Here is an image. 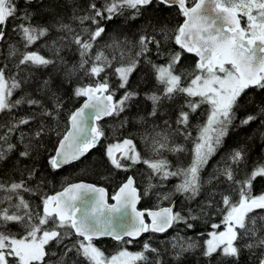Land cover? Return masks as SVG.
Instances as JSON below:
<instances>
[{"label": "snow or ice", "instance_id": "snow-or-ice-1", "mask_svg": "<svg viewBox=\"0 0 264 264\" xmlns=\"http://www.w3.org/2000/svg\"><path fill=\"white\" fill-rule=\"evenodd\" d=\"M23 2L24 11L18 15L15 0H0V42L7 43L5 28L13 18L21 21L12 31L20 36L25 49L53 29L63 35L52 41V57L37 51L19 53L15 45L8 44L7 59L17 55L19 58L13 65L16 75L7 62L0 63V165L13 153L34 162L37 156H44L52 171L81 160L107 139L100 121H115L139 95L128 85L141 64L153 70L155 81L161 86L145 94L152 104L148 115L157 117L165 101L183 97V103L171 109L175 118L165 119L163 129L158 130L153 121L151 136L142 135L149 145L147 157L137 151L131 138L106 145L105 155L112 170L127 173L138 164L146 165L148 182L143 191L134 176L128 175L111 195L114 203L109 202L104 187L71 183L55 194H42L41 204L33 205L24 193H36L28 183L37 175L35 163L27 169V178L22 173L19 181L0 180V264H167L162 256L168 247L163 252L153 247L149 240L154 236L143 242L140 251H130L127 246L145 233L162 234L178 225L194 229L201 220L209 228L199 234L204 237L202 241L177 233L166 242L176 264H181L185 253L196 250L203 257L202 264H264V186L258 192L255 189L258 180L264 181V163L257 162L249 170L246 152L237 149L224 158L223 167L217 166L206 181L202 179L209 160L232 128L259 121L264 139V98H257L264 96V0ZM34 3L43 6L52 22H31L34 13L29 9ZM69 7L70 20L79 25V31L72 23H65L58 11ZM172 8L183 17L175 26L149 15ZM120 17L125 24L136 27L134 38L113 37L111 43L101 46L109 23ZM69 44L79 54L76 64L69 65L60 54ZM185 54L197 58L190 69L181 65ZM153 56L164 63H156ZM50 66L63 67L62 84L78 72L89 81H81L73 88L72 99L82 106L70 110L65 121H61L65 101L50 79L38 89L50 100V106L28 93L12 99L28 83L26 78H17L20 72ZM106 69L113 71L108 73ZM110 75L118 81L114 86ZM120 90H124L123 94L117 98ZM23 105L28 106L29 112L17 117L13 110ZM204 105L205 120L195 126L197 135L193 136L191 117ZM249 107L253 111L246 112L236 124L238 111ZM140 122H146L145 117ZM127 123V119H122L118 125L113 124V133ZM25 126L29 131L23 130ZM180 136L193 145L191 159L187 165L173 168L163 153H185L183 144L175 142ZM52 137L56 140L49 147L47 141ZM172 178L180 182L166 192H154L158 201H168L169 206L160 207L157 203L153 208L138 209L142 199L153 190L164 188ZM205 184L214 186L205 189ZM177 195L183 197L185 205L201 195L204 200L197 206L199 211L188 207L185 214L183 208L174 210L173 197ZM213 208L220 217L218 222L211 219L208 211ZM13 224L19 232L12 231ZM101 238L116 242L113 253L106 254L96 246L95 241Z\"/></svg>", "mask_w": 264, "mask_h": 264}, {"label": "trees", "instance_id": "trees-1", "mask_svg": "<svg viewBox=\"0 0 264 264\" xmlns=\"http://www.w3.org/2000/svg\"><path fill=\"white\" fill-rule=\"evenodd\" d=\"M18 9V15L22 14L25 8L23 0H15ZM48 0H44V3H47ZM79 2H83V0H79ZM99 2V0H98ZM191 5V3L189 4ZM30 12L34 13L32 17L33 24H41L48 25L52 22V17L45 11H43V6L34 3L29 9ZM60 15L63 17V21L65 23H72L73 27L79 31V25L73 23L70 20L71 16V8H61L58 9ZM149 15L159 16L161 19L165 20L169 26H175L178 23H181L183 20L182 16L177 15V11L175 8L169 9L164 13L159 12H150ZM21 23V21L16 19H10L7 23V27L5 31L8 36L7 43L0 42V63L7 62L9 68L12 71L13 75H16V69L13 65L18 60L19 55L13 58L12 60L7 59V50L8 44H13L19 50V53L25 51H37L39 54L44 55L46 57H52V52L50 50V46L53 40H58V38L63 35V33L57 32L54 29L50 31L47 37L38 40L36 44L32 45L30 48L25 49L23 46V42L18 34L12 31L13 27L17 24ZM142 23V21H141ZM136 27L130 26L124 23L123 17L118 18L115 23H109L107 27V34L100 41L101 46L105 43H111L113 37H117L120 40H123L125 36L129 39H133V34L136 33ZM64 43H67L65 41ZM59 46V45H57ZM65 61L71 65L76 64L79 60V54L75 50V46L68 45L64 48V50L60 53ZM153 59L156 58L153 56ZM197 58L192 54H185V58L182 59L181 65L185 68L190 69L194 64ZM156 63L163 64V60H156ZM108 73H112L113 69H106ZM103 73L101 74V78H103ZM18 79H27L28 83L24 84L22 89L18 90L14 93L12 99H18L25 93L31 95L32 98H39L44 101V103L49 104L50 100L46 95L40 93L38 89L41 87L43 81L51 80L52 87L56 88L59 94L63 97L65 104L64 110L61 114V121H65L67 117V113L70 110L76 109L80 106L81 102L74 101L72 99V90L79 83H88V79L84 77L82 72H78L71 77L67 82L61 83L65 80V75L63 71V67L54 68L52 66L48 68H40V69H26L23 72H20L17 76ZM110 83L113 86L118 83L114 76L109 77ZM129 89H134L139 93L136 99L130 104V106L126 109L124 113L121 114L119 118L115 121L112 118H106L102 122L104 125L107 139L101 141V145H98L97 148L93 149L90 153H88L81 160L74 162L71 165H67L62 167L57 171H52L50 168L46 166V157L37 156L35 162L33 160L25 159L18 156V153H13L9 156V158L4 161L2 165H0V180H16L19 181L21 179V174H24V177L27 178V169L35 163V167L38 169L37 175L35 179L28 181L29 185L36 189V193L29 194L24 193L25 199L31 202L33 205L41 204V195L42 194H52L60 189H62L65 185L70 182L76 180H85L96 183L98 185L105 186L109 195L111 196L114 191L117 190L118 185L126 179L128 175H133L135 180L137 181L138 188L143 191L147 185L148 177L146 175L148 169L144 164H138L135 167L129 169L127 173L114 171L111 169L110 164L107 162V157L105 155L106 145L113 141H120L126 138L133 139V142L137 146V151L142 154V156L147 157L150 155L149 153V145L144 142L142 139V135H148L149 137L152 134V130L154 127L153 121H155V126H158V130L164 128V120L165 119H174L175 112L171 111L173 107H179L180 104L183 103V97H178L176 101H165L160 108V113L157 117H151L148 115L150 113L152 104L151 101L145 99L146 93H151L161 86L158 85L155 81V77L153 74V70L149 66H145L141 64V66L132 74L130 77V82L128 85ZM124 90H120L117 93V98H119L123 94ZM253 90H249L252 92ZM258 99L264 98V96H258ZM206 105L201 106L200 109L197 110V113L191 117V132L193 136L197 135L196 125L201 124L205 120L204 109H206ZM253 109L249 107L245 110H240L237 113V121L236 124L239 123V119L244 117L246 112H252ZM14 114L19 117L26 115L29 112V108L27 105H23L19 108L13 110ZM145 117L144 123L140 122V118ZM122 119H127L128 123L119 128L117 132L113 133L112 126L113 124H119V121ZM25 132L29 131L28 127L25 126L23 129ZM259 121H255L246 127H234L230 130L229 135L225 138L223 145L217 151V153L209 160L208 165L205 167L202 173V179L207 180L209 175L214 172L217 166L223 167L224 158L227 157L232 151L237 149H243L246 152L247 156V167L249 170L251 167L259 162L264 163V139H261V132ZM17 136L19 133L16 134ZM56 137H52L51 140H48L47 143L49 147H51L55 143ZM16 141V137H13V142ZM175 142L178 144H183V146L187 149L185 153L181 154H173L169 152L163 153V158H166L170 164L175 168L177 165H187L191 159V149L193 147L191 141H186L182 136L176 137ZM43 151V149L41 150ZM243 166V165H242ZM137 169L140 171L138 172ZM102 176H109V179H101ZM179 179L172 178L166 182L164 188L153 190V192L149 193V196L145 197L140 202V208H153L157 203L161 206L169 205L168 201H158L155 191L166 192L169 189H172L173 186L179 183ZM152 183H158V181L153 180ZM39 185V188H37ZM214 185L205 184V189L211 188ZM264 186V181L258 180L255 184V189L258 192L260 188ZM221 188L226 187V185H220ZM219 199V197H217ZM175 201L174 210L184 209L185 214L187 212V208L191 207L199 211L198 204L204 200V196L201 195L197 198L196 201L191 202L188 205H185L183 202V197L177 195L173 197ZM42 211V207L40 209ZM211 213V219L214 221H219L220 217L216 215L215 208L208 210ZM12 231L19 232L20 229L17 225L13 224L10 226ZM209 230L208 226L205 225L204 221L201 220L197 223V227L194 229H186L184 225H178L175 229H170L166 233H157L144 234L139 240L135 243L128 245V250L130 251H140L142 250V245L145 240H148L149 236H154V239L149 240V243L153 247H157L161 249L163 252L165 247H168V252L162 256V260L166 261L167 264H176V260L171 254L170 245H167V241H169L172 237L176 236L177 233L181 237H192L196 240L202 241L204 237L200 236L201 232H206ZM95 244L100 245L106 254H111L116 249V242L111 239H101L95 241ZM50 247L55 248V245H50ZM58 253L60 252L59 248L55 249ZM247 255V254H245ZM55 260L56 257H53ZM203 257L199 255V250H196L193 253H185L181 258V264H202Z\"/></svg>", "mask_w": 264, "mask_h": 264}, {"label": "water", "instance_id": "water-1", "mask_svg": "<svg viewBox=\"0 0 264 264\" xmlns=\"http://www.w3.org/2000/svg\"><path fill=\"white\" fill-rule=\"evenodd\" d=\"M189 6H192V5H189ZM192 55H193V54H192ZM81 106H82V103L80 104L79 107H81ZM79 107H78V108H79ZM105 119H106V118H105ZM102 121H103V120H102ZM102 121H100V122H102ZM92 150H93V149H92ZM92 150H91V151H92ZM91 151H90V152H91ZM90 152H89V153H90ZM87 154H88V153H87ZM87 154H86V155H87ZM86 155H85V156H86ZM117 155H119V153H117ZM85 156H84V157H85ZM82 158H83V157H82ZM82 158H81V159H82ZM63 167H65V166H63ZM134 179H135V178H134ZM71 183H90V184H94V185L99 186V187H104V188L108 191V189H107L105 186L98 185V184L93 183V182H90V181L76 180V181H73V182L68 183L67 185H70ZM67 185H66V186H67ZM64 187H65V186H64ZM61 190H62V189H60V190H58V191H56V192H59V191H61ZM117 190H118V189H117ZM56 192H54V193H52V194H55ZM108 193H109V191H108ZM110 197H111V196L109 195V202H110V203H114L113 201H111ZM167 206H169V205H164V206H161V207H167ZM138 209H142V208H140V204L138 205ZM143 209H145V208H143ZM169 230H170V229H169ZM145 234H146V233H145ZM143 235H144V234H143ZM143 235H142V236H143ZM142 236H140V237L138 238V240H139ZM101 239H111V238H101ZM101 239H98V240H101ZM96 241H97V240H96Z\"/></svg>", "mask_w": 264, "mask_h": 264}, {"label": "rangeland", "instance_id": "rangeland-1", "mask_svg": "<svg viewBox=\"0 0 264 264\" xmlns=\"http://www.w3.org/2000/svg\"><path fill=\"white\" fill-rule=\"evenodd\" d=\"M123 140H124V139H123ZM123 140H120V141H113V142H111V143H109V144L122 143ZM133 143H134V142H133ZM134 144H135V143H134ZM221 230H222V229H221ZM96 246L100 247L101 250H103L102 247H101L100 245H97V244H96ZM103 251H104V250H103ZM104 252H105V251H104Z\"/></svg>", "mask_w": 264, "mask_h": 264}, {"label": "flooded vegetation", "instance_id": "flooded-vegetation-1", "mask_svg": "<svg viewBox=\"0 0 264 264\" xmlns=\"http://www.w3.org/2000/svg\"><path fill=\"white\" fill-rule=\"evenodd\" d=\"M183 21V20H182ZM66 186V185H65ZM118 189V188H117Z\"/></svg>", "mask_w": 264, "mask_h": 264}]
</instances>
